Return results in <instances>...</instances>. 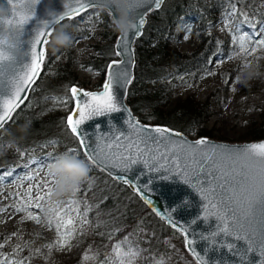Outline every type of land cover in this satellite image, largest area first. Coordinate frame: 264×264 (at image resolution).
<instances>
[{"label": "snow or ice", "instance_id": "6c2138e0", "mask_svg": "<svg viewBox=\"0 0 264 264\" xmlns=\"http://www.w3.org/2000/svg\"><path fill=\"white\" fill-rule=\"evenodd\" d=\"M164 2L165 0H119V5H123L128 12L129 28L117 40V47L121 50L117 51V55L129 50L130 30L132 36L141 34V29L147 22L146 15L154 8L159 9ZM52 3L53 0H0V6L7 10L10 8L7 15L0 17V32L5 33L6 39L10 41L7 43L5 38L0 37V130L5 128L8 121L12 119L13 112L24 103L21 94L31 88L40 76L56 25L61 24L65 19L72 21L81 17L89 9L95 12L96 9H100L99 5L101 4L105 7L103 10L100 9L101 12L96 15L95 20L93 16H87L85 20L89 26L87 30H90L94 23L100 22V17L103 15H108L112 21L118 15L117 7L119 5H114L113 0H68L62 5L60 11L54 10ZM41 5L42 13L38 14L37 6ZM232 7L234 15L236 9L234 6ZM240 15L244 19L240 20L236 17L235 25L229 29L235 33L232 36L233 49L231 53H224L225 58L247 56L256 53L257 49L264 50V39H253L249 32H244L240 28L241 24H250L255 29V23L247 14L240 13ZM178 20L183 24L186 32L191 31L188 22L183 21L182 18H178ZM67 26L63 25L61 29L64 30ZM225 26L228 27L227 22ZM83 30L85 29H81V31ZM260 32L261 36H264V20L261 21ZM77 38L83 37L71 36L72 43ZM184 39L188 40L189 36L185 34ZM236 48H239L238 53L235 51ZM208 63H212V61H208ZM250 63L251 61H247L243 67ZM118 64H123V61H114L107 65L108 75L101 92L83 91L71 87L67 90L70 95L53 98L56 103L64 106L75 101V107L66 117L65 127L70 130L73 138L78 140V144L86 149L85 153H81L80 147H77L68 149L61 154L73 155L83 160L88 165L89 171L94 170V166L104 165L119 169L118 178L124 184H129V179L125 178V175L137 164H143L149 172L159 173L162 170L169 173L175 172L184 179L186 184H189L200 194L202 200L207 201L204 219L214 217L218 228V232L211 233V236L226 234L234 236L236 240L242 242L239 246L228 245L229 250L237 257L233 264H253L249 255L253 253L258 257L255 264L256 261H259V264H264V142L231 148L220 144L212 145L210 149H207L199 147L207 145L208 142L205 139H199L194 144L188 142L175 144L169 141L171 146L168 147L167 152L157 155L158 149L149 151L147 141L162 144L170 130L163 127L142 128L129 120V129L132 136L136 137L135 141L128 135H113L108 137V143H103L104 137L101 136L99 137L100 143L92 141V144L96 145L92 147V144L88 143L92 140V135L85 134L81 125L93 117L120 112L119 98L115 94L116 89L131 83L128 72L113 71ZM205 75H215V73L205 69ZM235 82L239 83L238 76L235 78ZM225 83H228L227 79ZM232 90L236 91L235 88ZM145 132L149 135L144 136ZM48 143H55V141ZM141 144H144L145 147L141 148ZM126 153L131 154L126 155ZM20 155L23 156L26 153L22 152ZM47 155L48 160L54 162L60 154L49 153ZM160 161H164V163ZM33 162L42 166L44 163L35 157L29 161V163ZM12 176V171L0 168V182H4L6 178ZM36 176L37 173L30 172L17 178L22 181H33ZM167 178L165 177V179ZM34 187L38 194L33 197ZM39 189V181L34 186L30 185L25 189L24 199L18 200L17 205H14L15 210L27 212L29 207H34L41 212H51V207L45 209L46 197L50 196L51 188L46 187L44 192H40ZM138 190L143 191L142 188ZM73 202L77 205L79 203L78 201ZM147 202L150 203V201ZM156 214L162 216L160 212ZM162 218L164 217L162 216ZM21 219L40 222L41 218L39 215L29 212ZM45 221L49 226L55 223L57 237L44 247L52 250L69 246V240L74 230H69L68 226L72 225V220L65 221L61 217L60 211L57 210L54 218L45 216ZM182 231L187 230L182 229ZM27 243L26 241L24 245H16L13 251L26 247ZM185 243L192 251L197 264H213V261L205 260L202 254L191 248L192 240L186 239ZM3 247L4 244L0 243V248ZM207 251L208 249H205V252ZM114 252L118 260L123 256L134 259L138 254L132 248L124 251L119 244L115 246ZM40 253L41 249L37 248L30 255ZM0 260H2V264H26L27 257L9 260L0 253ZM154 264H160V262L157 261ZM221 264H229V262L222 258Z\"/></svg>", "mask_w": 264, "mask_h": 264}, {"label": "trees", "instance_id": "16d2710c", "mask_svg": "<svg viewBox=\"0 0 264 264\" xmlns=\"http://www.w3.org/2000/svg\"><path fill=\"white\" fill-rule=\"evenodd\" d=\"M232 6L236 9L235 23L236 17L243 20L240 13H245L256 28L253 29L250 24L240 26L253 34L260 32L264 9L258 0H165L159 9L147 14V22L134 40L133 77L125 95L126 103L139 121L167 125L190 137L210 135V130L205 127L213 111L208 98L199 100L193 95H185L170 106L168 104L178 87L193 81L209 59L223 51L219 37L208 31L207 27L223 9ZM100 12L98 9L97 14ZM84 14L56 25L51 41L63 25H68L64 31L71 36L85 35L87 28L82 23ZM96 15H91L94 20ZM178 18L197 20L196 44L188 52L178 50L171 43L172 36L177 33ZM94 24L103 28L101 36L107 40L103 44L93 45L97 53L87 61L98 72L97 84L100 85L107 62L115 58L112 43L117 31L108 15L101 16L100 22ZM73 61L70 47L53 50L50 44L40 76L29 89L24 103L13 112L5 128L0 130V143L13 142L25 152L29 145L55 141L53 144L58 146L57 154L79 147L65 127L67 112L55 108L59 104L53 99L70 95L67 91L69 87L80 83L70 67ZM252 65L264 77V51L255 55ZM62 89L65 91L57 92ZM49 94L53 95L51 100L45 101ZM71 107L72 104L64 106L66 110ZM260 138H264V112L247 123L239 135L241 141ZM17 159L16 152L0 153V167L15 166ZM72 197L79 202V210L88 219L89 235L82 254L63 264H109L112 245L126 236L138 239L137 245L142 252L138 264H154L158 255L167 253V243L172 240L179 244L180 252L191 264H196L183 248L180 233L156 217L126 184L112 179L96 166L79 183ZM140 235L143 239L138 238ZM84 255L87 259H84ZM36 264L45 263L40 261Z\"/></svg>", "mask_w": 264, "mask_h": 264}, {"label": "rangeland", "instance_id": "374dc122", "mask_svg": "<svg viewBox=\"0 0 264 264\" xmlns=\"http://www.w3.org/2000/svg\"><path fill=\"white\" fill-rule=\"evenodd\" d=\"M259 5L264 9V0H258ZM97 10H89L84 14L82 23L88 29V25L85 23L87 16L96 15ZM233 7L223 9L218 17H216L207 27L208 31L214 32L222 42L224 49L221 52L219 58H210L207 65L200 71L196 78L186 84L178 87L170 101L169 106L178 98L185 95H193L199 100L205 98L209 99L212 114L205 122V127L210 130V137L217 140L229 141V142H241L239 139L240 133L244 130L247 123L251 120H256L261 112H264V77L261 75L251 80L247 85H241L235 82V78L238 76L241 68L247 61H252L257 53L264 50L257 49L254 54L247 56H238L237 58H225L224 53H231L233 49L232 36L235 34L229 29L235 25L234 15L232 14ZM191 26V31L186 32L181 22H178L177 33L172 36L171 43L181 51H190L196 44L198 26L196 19H185ZM226 22L228 27H226ZM244 32H249L253 39H264L261 36V32L251 33L240 26ZM103 28L98 24L91 26L90 30L86 31L85 35L77 38L70 46L71 54L74 57V61L70 66L76 79L80 82L78 85L85 89L98 88L99 81L98 72L87 63L91 59V55L96 54L97 51L93 45L103 44L107 42L101 36ZM189 36L188 40L184 39V35ZM235 51L238 53L239 48ZM222 61V62H221ZM239 68V71H237ZM205 69L215 73V75H205ZM228 83H225V80ZM235 88L236 91L232 89ZM65 89L57 90V92H64ZM52 94L45 99L50 101ZM61 109L67 112L68 109L64 108V105H56L55 108ZM194 137V136H191ZM0 153H7L10 151L18 153L17 163L15 166L4 168L13 172L11 178H6L4 182H0V243L4 244L3 248H0V253L9 260L13 258H25L27 257L26 264H36V262H43L45 264H63L70 261L82 254L85 239L89 235V222L84 213L79 210V207L73 201L72 197L74 191L66 193L62 196L53 197L52 190L54 187L53 177L48 171L49 165L52 161L48 160L49 153L57 154V145L53 143L48 144H36L29 145L24 152L21 148L13 142L0 143ZM8 145H11L10 147ZM26 153L21 156L20 153ZM35 157L37 160L44 162L43 166L38 163H29V161ZM37 173L36 179L33 181H22L17 177H23L29 173ZM40 182V192H44L46 187L51 188L50 196L46 197L45 209L51 207L52 211L41 212L39 209L29 207L27 212L15 210L14 205H17L18 200L24 199L25 189L30 185H35ZM38 192L33 188V197ZM58 205V207H57ZM78 208V210H77ZM59 210L61 217L67 221L72 220V225L68 226L69 230H74L71 239L69 240V246L64 248H54L49 250L44 247L50 241H53L57 237L55 231V223L49 226L45 221V216H52L54 218L55 211ZM32 213L40 216V222L21 218L27 213ZM15 233V235H12ZM181 235V234H180ZM139 239H143L140 235ZM19 250L13 251L16 245H24ZM127 241V243H124ZM138 239L132 236L123 237L117 240L112 245L111 258L109 264H138L139 259L142 257V252L137 245ZM181 243L183 240L181 236ZM119 244L124 251L128 248L136 250L138 254L135 258L123 256L121 259L116 258L114 252L115 246ZM40 248V254L34 253L35 249ZM184 248V247H183ZM167 253L165 255H158L156 262L163 261L164 264H191V261L186 258L181 252L179 244L176 241H168ZM187 253V252H186ZM188 254V253H187ZM189 255V254H188ZM84 259L87 257L83 256ZM190 257V255H189ZM191 258V257H190ZM193 261V259L191 258ZM195 263V262H194ZM2 264V260H0Z\"/></svg>", "mask_w": 264, "mask_h": 264}, {"label": "water", "instance_id": "95a60500", "mask_svg": "<svg viewBox=\"0 0 264 264\" xmlns=\"http://www.w3.org/2000/svg\"><path fill=\"white\" fill-rule=\"evenodd\" d=\"M68 0H53L52 7L56 11L62 10V5L67 3ZM38 14L42 13V5L37 6ZM155 9V8H154ZM10 11V8L7 10L6 14ZM4 15V16H5ZM147 17V15H146ZM145 17V19H146ZM111 19V18H110ZM112 21V20H111ZM35 28V25H33ZM143 29V28H142ZM141 29V32H142ZM123 33H116L115 39L112 43V48L115 54V58L109 60L105 66L103 79L98 88L94 89H85L78 84H73L71 87H76L79 90L83 91H92V92H101L103 90V84L107 79L108 69L107 65L113 63L114 61H123V64H118L113 71L119 72L120 70H124L128 72L129 79L131 80L133 77V68H134V40L140 35L132 36L131 30L129 32L130 42H129V50L123 52L121 55H117V51H121L117 47V40L122 36ZM128 84L123 85L122 87H117L116 95L118 99V106L121 108L120 112L108 113L103 116L93 117L88 121H85L81 128L85 134L92 135V140L88 141V143L92 144V141H96L100 143L99 137L103 136V143H108V137L113 135H128L131 136L132 140L135 141L136 137L132 136V133L129 129L128 121L131 120L133 123L138 124L142 128H154V127H163L170 130L168 136L164 138L162 144L152 143L151 141H147L149 145V151L156 150L157 155L161 153H166L168 147H170L169 141L174 142L175 144H182L184 142L194 144L195 141L199 139H205L208 143L207 145H201L200 148L210 149L212 145H226L229 148L231 147H239L245 144L250 143H259L264 142V138L255 139V140H246L241 142H229L223 140H217L210 137H190L186 133L176 130L167 125L161 124H150L146 122H141L137 119V116L133 114L129 105L125 101L126 90ZM30 89V88H29ZM22 93V99H24L29 91ZM70 94V93H69ZM82 95V93H81ZM75 107V101L72 103V107L67 111L65 120L67 115L72 111ZM126 109L127 111H123ZM70 131V130H69ZM94 134V135H93ZM144 136L149 135V133L145 132ZM154 135V134H153ZM78 142V140H77ZM123 142V141H122ZM95 144H92V147H95ZM82 153L86 152L82 146H80ZM141 148H144L145 145L141 144ZM187 147V145H185ZM131 153H126V155H130ZM164 163V161H160ZM97 168L104 171L107 175H109L112 179L124 184L118 178L120 174L119 169H113L109 165L104 166H96ZM165 177H168L165 179ZM125 178L129 179V184H126L127 187L133 191L139 200L144 203L152 213L158 217L164 224L176 230L181 234L183 240V247L185 251L190 255L193 261L197 264L196 258L193 256L192 251L189 250V246L185 243V240H192L193 243L191 248L194 249L197 253L203 255L205 260L213 261V264H221V259L227 260L229 264H233L236 261L237 257L233 255V253L229 250L228 245H241L242 242L235 239L234 236H229L226 234H218L216 236H211V233L218 232L217 222L214 217H211L207 220L204 219V209L207 201L202 200L200 194L192 188L189 184L184 182V179L181 176L177 175L175 172H166L161 171L159 173L149 172L147 168L143 166V164H137L132 167L126 175ZM194 183V181H193ZM143 189V191H139L138 189ZM147 201H150L147 202ZM160 212L161 215H157L156 213ZM187 230V231H182ZM207 238V239H204ZM205 249H208L205 252ZM251 259L253 260V264H255V260L258 257L253 254H249ZM258 255V254H257ZM256 264H259V261H256Z\"/></svg>", "mask_w": 264, "mask_h": 264}, {"label": "clouds", "instance_id": "9594fccd", "mask_svg": "<svg viewBox=\"0 0 264 264\" xmlns=\"http://www.w3.org/2000/svg\"><path fill=\"white\" fill-rule=\"evenodd\" d=\"M114 5H119V0H113ZM104 5H99L101 10L104 9ZM7 12L3 6H0V17L4 16ZM118 15L113 19V28L118 33H123L129 28V16L127 10L123 5L117 7ZM0 37L5 38V42L10 43L6 39V34L0 32ZM72 45L71 36L60 29L57 30L52 41L51 46L53 50L58 48H68ZM260 76V72L257 68L249 64L246 67H242L238 73L239 83L241 85H247L251 80L256 79ZM9 147L11 145H8ZM48 171L53 177L54 187L52 190V196L58 197L66 193L75 191L79 183L88 176V165L81 159L69 155V154H60L58 158L52 162ZM161 264H164L162 261Z\"/></svg>", "mask_w": 264, "mask_h": 264}]
</instances>
